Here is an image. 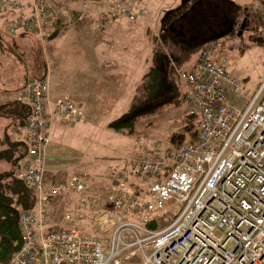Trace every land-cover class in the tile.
Returning a JSON list of instances; mask_svg holds the SVG:
<instances>
[{"label":"built area","instance_id":"obj_1","mask_svg":"<svg viewBox=\"0 0 264 264\" xmlns=\"http://www.w3.org/2000/svg\"><path fill=\"white\" fill-rule=\"evenodd\" d=\"M51 1L0 0V16L10 33L30 35L44 46L66 15ZM252 6L264 26V0H252ZM103 7L110 21L135 22L143 1L104 0ZM261 36L264 46V30ZM222 49L221 40L210 42L193 66L178 74L197 121L196 139L172 152L170 169L158 150L128 167L110 166L108 179L115 184L106 197L108 210L86 194V172L66 182L47 181L44 156L51 123L73 126L83 112L65 95L50 102L46 77L26 80L17 97L29 109L19 179L34 194L35 206L18 215L20 246L0 264H123L135 257L142 264H264V70L246 103L231 105L227 90H246L227 72ZM69 198L76 205L64 219L71 222L81 207H90L89 218L107 241L75 228L55 229L50 201ZM166 213L168 225L145 228Z\"/></svg>","mask_w":264,"mask_h":264},{"label":"crops","instance_id":"obj_2","mask_svg":"<svg viewBox=\"0 0 264 264\" xmlns=\"http://www.w3.org/2000/svg\"><path fill=\"white\" fill-rule=\"evenodd\" d=\"M142 1V15L135 22H130L125 19L110 21L107 18H104V0H62V5L60 3L61 0L51 1V4L55 9L64 10L66 15L61 17V27L53 39L51 38L44 46H42L37 40L46 66L45 77L49 83L50 102H54V100L61 96H68L78 107L81 108L83 116H89L91 118L90 125L92 127H98L99 124H102V121L109 119L110 121L113 120L111 123L113 124V122L127 110L135 94L136 87L144 73L150 67L152 39H158L159 31L162 29L164 23L171 18L175 19V17L179 15L181 8L184 7V9H188L191 4L197 3V0ZM230 1L239 6H243L244 3L248 4V6L251 4L252 6V0H240L238 1L239 3L234 0ZM83 13L86 14V19L84 18L82 21L76 22L77 17ZM163 14L164 16L162 17ZM156 16H159L158 20H160V22L158 21L159 25L154 28L153 26H155L154 22ZM0 19L3 22V25L6 26L4 18L0 17ZM162 20L163 22L161 23ZM192 32H194V35L189 37L190 41H188L185 46L187 48H192L197 45L198 50V47L201 45V37L200 35H197V30H193ZM11 35H13V37L18 36L13 33H11ZM62 35L67 41V45L73 48L81 47L83 49V53L81 52L82 55L78 56V58L82 61L85 83L83 88H74L75 93L65 90L62 85V80H56L52 72L56 42L59 36L61 37ZM5 38L6 37H2L0 41L3 42ZM212 41L216 40H211L210 42ZM209 43H207L205 47ZM2 45H4L5 48V43H2ZM74 50L80 54L77 49ZM197 50L193 52L189 62L185 65V69L181 70V72L190 69L196 62L202 51L198 52ZM221 54L224 55L223 53ZM226 69L227 72L234 77L228 71L227 66ZM263 70L264 60L260 62L259 66L253 72L251 85H249V87L246 85L248 89L253 90L255 88ZM58 72L60 73V71ZM55 76L57 75L55 74ZM65 78L66 74H62L61 79ZM234 78L237 79L236 77ZM0 79L1 82L4 83L1 87L3 90H0L1 99L6 97L14 98L24 85L23 82L21 87L19 86L16 89H13L14 83L12 79L6 78V76L4 77V73L1 72ZM182 84L184 85L185 90L181 94L178 89V99H181L183 104L186 105L185 101H183V95L184 93H187V87L184 83ZM241 84L244 85L243 83ZM251 90L250 94L252 92ZM163 104H166V100L160 103V105ZM6 125L7 119H0V135L2 129ZM71 127L72 126H66L57 120L51 123L49 130L50 143L46 148L44 164L46 170L45 177L47 174L50 177L54 176V178H46L48 182H66L75 174L81 172L88 173L85 171V167L80 161H74L70 158V149H67L68 147L62 146L60 142H56L58 139L64 138L66 129ZM110 128L116 134H119L112 128V125ZM10 130H12L13 135H18L16 129L10 128ZM120 136L129 137L122 134H120ZM195 139L196 138L194 137V139L190 140L188 143L193 142ZM118 155L119 153L117 152L115 157ZM118 157L115 163H118L117 161L120 160V165L122 166L110 163L105 164L101 167L104 168V170L98 169L102 170L99 174L105 173L106 168L109 165L128 167L133 163L137 156L136 154L130 156L120 154ZM62 175H66V179L61 181L57 180V178H62Z\"/></svg>","mask_w":264,"mask_h":264},{"label":"rangeland","instance_id":"obj_3","mask_svg":"<svg viewBox=\"0 0 264 264\" xmlns=\"http://www.w3.org/2000/svg\"><path fill=\"white\" fill-rule=\"evenodd\" d=\"M234 1L238 2L240 0ZM241 7L244 8L249 6L244 3ZM252 11H254V13H252ZM249 12L250 15H248L247 18L241 17L238 19L240 21H237L232 33L220 39L223 44L221 53L227 58L228 63L226 66L228 67V71L245 85L246 91L242 94H235L230 89L227 90L226 101L236 107H242L250 97L251 89L247 87L252 83L253 72L259 66L260 62L264 60L263 40L259 32V26L262 24L260 16L255 12L253 6L250 8ZM231 14L234 16V13ZM163 16L164 14L162 17ZM158 18L159 16H156L154 28L159 25L160 20H158ZM244 19H247V23L241 35L238 36L241 23ZM0 27L2 31L0 36L1 40L2 37L4 38V34L11 33L8 32L1 19ZM8 38L11 39V36ZM12 38L13 41L22 48V50L18 47H15V49L19 52H23L21 55L26 61H31L32 54L34 53L32 38L27 35L14 36ZM9 42L12 46L15 45L14 42ZM74 49H77L80 54ZM81 52L83 53L81 47L73 48L67 45V41L63 35L61 37L59 36L57 39L54 62L52 64L53 76L56 80H62L63 88L72 93H75L74 88H83L85 83L82 61L78 58V56L82 55ZM4 56L6 59L3 58ZM13 56L11 52H8L6 47L0 49V72L4 73V77L6 76V78L12 79L14 83L13 89H16L23 85L21 75L26 74V70L22 68L20 62L18 63L14 60ZM27 71L30 74V65ZM58 71H60V73ZM55 74L57 76H55ZM62 74H66L65 79H61ZM3 84L4 83L0 82V88ZM184 88V85L179 82V91L181 94L184 92ZM166 99V95L163 94L161 99L154 104L155 106L152 105L145 108L146 115L140 117L135 127L136 133L129 137L120 136V134H116L110 128L113 120H99L102 121V124H99L101 126L92 127L90 125L91 118L89 116H83L78 123L66 129L64 138L58 140L56 138V142H60L62 146H66L68 147L67 149H70V158L74 161H80L85 167V171L88 173L90 172V182L86 194L98 201L96 206H98L99 209H110L106 202V197L112 185L115 184L108 179L107 171L110 165L107 166L106 173L99 174V172L104 170V168L101 167L105 164L110 163L122 166L120 165V160L117 161L118 163H115L120 154L124 156L136 154L137 157L134 159L136 160L139 156L141 158V156H146L150 152L158 150V154L164 156V168L170 169L172 152H175L180 145L188 143L190 140H193L194 137L196 138L197 121L190 115L188 106L184 105L181 99H179L177 103L168 102L162 106H158ZM157 145L159 146L158 149L155 148ZM117 152L119 153L117 156L118 158L115 157ZM69 199L70 202L59 200V202L48 206L51 215V223L55 229L75 228L98 237L102 241H107V237L102 234L95 225V222L91 221L92 219L90 220V213L89 215L87 213L90 207H81V209H79L81 213L79 216L74 217L71 222L64 219V215L70 211L68 208L71 207V210H74V206L76 205V199ZM34 206L35 204L32 208H34ZM165 215H167L166 218H168L169 215L167 213ZM123 264H142V262L140 258L135 257L124 261Z\"/></svg>","mask_w":264,"mask_h":264},{"label":"trees","instance_id":"obj_4","mask_svg":"<svg viewBox=\"0 0 264 264\" xmlns=\"http://www.w3.org/2000/svg\"><path fill=\"white\" fill-rule=\"evenodd\" d=\"M60 3L62 5V0ZM249 7L252 8L251 4ZM249 7L243 8L230 0H197V3L191 4L188 9L181 8L175 19L171 18L164 23L159 31L158 39H152L150 67L136 87L135 94L127 110L113 122L112 128L119 134L133 135L136 133L135 127L138 120L146 115L145 108L158 102L163 94L166 95V103L178 102L180 82L178 74L185 69V65L189 62L193 52L197 50V45L192 48L185 46L190 41L189 37L194 35V32H192L194 29H190L186 25L187 19L207 13L213 14L216 19V23L211 28L197 30V35L201 37V45L197 50L199 52L214 36L225 32L229 28L233 30L237 21H240L239 18H247L250 15ZM231 13H234V16ZM61 22L60 18V24L53 31L52 39L59 31ZM263 30L264 26L261 24L259 26L260 34ZM1 33L0 27V36ZM4 35L6 38L3 42L0 41V49H4L2 43H5L8 52L14 55V60L20 62L22 68L26 70V74L21 75L23 82L25 83L30 78L44 79L46 66L37 39L27 35L32 38L34 53L31 61H26L21 55L23 52L15 49V47H18L22 50L13 41V35ZM17 35L23 36L25 34ZM9 36H11V39L8 38ZM9 41L14 42L15 45L12 46ZM3 58L6 59L5 56ZM29 65L31 67L30 74L27 71ZM0 90L3 89L0 88ZM18 94L14 98H0V119H7V125L2 129L0 135V262L6 261L19 248L18 215L23 211L30 210L35 203L34 194L19 179L20 163L26 155V148L21 141V134L29 109L26 104L17 100ZM185 96L186 93L183 95V101H185ZM10 128L16 129L19 137L13 135ZM65 176L62 175V178H57V180H65ZM51 177L54 178V176ZM51 177L46 174V178L52 179ZM59 200L52 199L50 205L59 202ZM166 216L165 214L156 216L145 224V228L151 231L162 229L171 220V217L166 218Z\"/></svg>","mask_w":264,"mask_h":264},{"label":"snow or ice","instance_id":"obj_5","mask_svg":"<svg viewBox=\"0 0 264 264\" xmlns=\"http://www.w3.org/2000/svg\"><path fill=\"white\" fill-rule=\"evenodd\" d=\"M216 23V19L213 14H201L193 16L186 20V25L190 29L199 30L203 28H211Z\"/></svg>","mask_w":264,"mask_h":264},{"label":"water","instance_id":"obj_6","mask_svg":"<svg viewBox=\"0 0 264 264\" xmlns=\"http://www.w3.org/2000/svg\"><path fill=\"white\" fill-rule=\"evenodd\" d=\"M165 15H167V14H165ZM162 22H163V20L161 21V23H162ZM245 25H246V19H244V20L242 21V23H241V26H240V32L238 33V36L241 35V32L244 30ZM231 32H232V28H229V29L226 30L225 32H223V33H221V34H218V35L214 36V37L212 38V40L221 39V38L227 36L228 34H230Z\"/></svg>","mask_w":264,"mask_h":264}]
</instances>
